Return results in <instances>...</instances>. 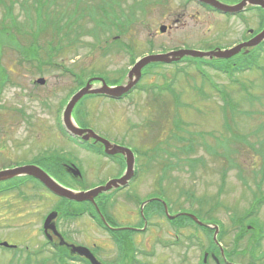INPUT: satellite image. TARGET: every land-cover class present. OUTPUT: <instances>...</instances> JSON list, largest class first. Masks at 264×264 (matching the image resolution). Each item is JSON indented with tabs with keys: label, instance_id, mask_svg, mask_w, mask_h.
Instances as JSON below:
<instances>
[{
	"label": "rangeland",
	"instance_id": "1",
	"mask_svg": "<svg viewBox=\"0 0 264 264\" xmlns=\"http://www.w3.org/2000/svg\"><path fill=\"white\" fill-rule=\"evenodd\" d=\"M4 1L9 3V0ZM54 1L56 3H49L44 10L48 8L52 15L56 14L54 9L71 15L75 24L64 28H81L80 31L86 32L78 37L75 46L64 47L62 54L54 59L57 66L45 67L41 74L26 65L18 66L16 54L6 52L3 55L2 63L10 69L12 83L6 84L0 92V170L31 166L54 155L80 168L85 189L117 177L123 164L118 154L115 167L109 166L107 160L85 153L60 131L61 105L71 91L75 92L76 78L120 80L131 68L133 60L147 55L178 49L206 52L229 48L248 39L247 30L255 32L261 21L256 10L242 12L237 17H225L190 0ZM34 6V0H15L13 15L18 24L23 26L32 20L33 28L37 27ZM44 10L38 11L47 13ZM3 12L0 6V19ZM75 16L83 19L77 22ZM176 20L179 22L175 24ZM161 26L168 29L160 33ZM114 37H118L120 45L130 47L120 50L118 44H113ZM75 38V34L70 35V39ZM183 60L185 62L150 69L139 81L141 88L147 90L136 89L117 100L88 98L76 106L75 111L86 114L82 117L90 129L113 144L130 149L136 158V169H141V175L138 171L127 188L114 194L108 220L113 226L128 225L136 219V213L139 220L140 205L135 198L132 201L125 198L128 194L137 197L138 201L148 197L164 201L173 216L194 213L196 206L190 204L192 201L187 194L212 199L220 192L218 199L226 209L221 208L215 213V219L226 232L221 248L228 252L235 248L243 251L249 234L241 233L229 217L232 214L242 217L251 210L252 202L253 205L254 201L264 197V55L257 68L233 74L230 78L206 65H202L200 74L192 61ZM38 78L45 79L44 85L33 83ZM153 85L168 90L149 91ZM221 93H225L235 107L233 115L227 107L228 123L223 119L225 107ZM154 94H159L158 107L152 103ZM176 120L183 123L179 132L174 127ZM190 135L195 140L193 152L185 149V139L181 140L183 142L175 139ZM155 145L159 147L155 156L158 157L151 161ZM208 150L216 151V154ZM229 150L233 152L230 156L233 165H238L239 169L225 163L222 155ZM187 159H200L201 162L191 170ZM170 163L175 167L167 171L166 179L162 181V164ZM223 171L225 179L222 182ZM239 172L246 186L239 178ZM23 189L29 200L21 199L17 192L0 196V244L15 247H0V264H63L53 258L56 251L47 245L42 232L44 217L59 208V200L42 188L37 190L29 185ZM6 205H12L10 212ZM59 213L55 222L68 239L98 246L97 254L102 263L108 264L115 259V240L94 219L88 215L68 219ZM248 219L259 225L264 235V204ZM249 224L245 222L247 229ZM195 230L193 226L177 230L164 217L161 221L153 218L147 232L137 239L138 246L133 244V238L130 239L132 246L129 249L135 251L138 247L141 250L136 253L139 264H200L203 249L209 243L205 233ZM125 234L129 238L128 233ZM237 237L241 240L236 245ZM261 249L264 251V238ZM248 261L246 255H239L228 262L246 264ZM66 264L82 263L67 260ZM209 264L213 262L210 260Z\"/></svg>",
	"mask_w": 264,
	"mask_h": 264
},
{
	"label": "trees",
	"instance_id": "2",
	"mask_svg": "<svg viewBox=\"0 0 264 264\" xmlns=\"http://www.w3.org/2000/svg\"><path fill=\"white\" fill-rule=\"evenodd\" d=\"M25 1V0H23ZM165 2V0H163ZM223 1V0H220ZM240 0H227L228 4L236 3ZM15 0H9V3H5L4 0H0V6L4 9V12L2 14V17L0 19V92L1 89L8 83H12L10 79V69L2 63V57L6 52H10L13 55L16 54V63L18 66H28V68L34 69L38 73H42L43 68L45 67H53L57 66V64L54 63V59H56L59 55L62 54V51L66 45L75 46L78 43L79 36L82 34L84 35L86 31L76 29L68 28L67 30L64 27L73 26L75 22L72 20L71 15H64L57 10L55 11L56 14L52 15V13H49V9L44 8L49 3H56L54 0H34V11L36 13V19L35 24L37 25L36 28H33V21H28L27 24L21 26L18 24L17 17L13 15V5ZM202 7L211 9L208 6L202 5ZM24 8V7H23ZM44 10L47 11V13H42L38 10ZM258 13H260L261 21L259 23L258 29L254 33H258L263 27H264V11L259 7L252 8ZM250 8V10H252ZM26 11L28 9H25ZM77 22L82 17L77 18L75 16ZM83 19V18H82ZM62 24V25H61ZM27 27V29H25ZM82 32V33H81ZM123 32V31H119ZM125 32V31H124ZM75 34L76 38L75 40L70 39V35ZM95 35V34H94ZM47 37L48 39H46ZM79 37V38H78ZM65 38H67V42L64 43ZM96 42H98L97 37ZM118 44V47L120 50H123L124 48H129L125 45H120L117 40L113 39V44ZM262 51V53H259ZM264 55V41L259 44L257 47L250 50V52L246 55L240 53L236 55L235 57L227 60H198L197 63L194 61L196 59H188L189 61H192L194 63V66L196 67L197 71L201 74V67L202 65H206L210 67L211 69L223 73L229 78L232 77L233 74L243 73L248 70H252L253 67H258V61L260 60V57ZM134 62V60H133ZM133 64V63H132ZM162 65L160 64H152L147 66L143 72H142V79L146 75V73L153 68L160 67ZM147 70V71H145ZM70 73V72H68ZM125 75L120 80H114V79H108L104 78L106 83L108 85H117L122 83ZM76 78V77H75ZM85 81L82 80V78H77V86L76 90L84 86ZM147 90L148 88L142 87L139 83L134 90ZM168 90L167 87L164 88H158L155 87V85L151 86L149 91H163ZM245 89V88H244ZM133 90V91H134ZM170 91V90H169ZM160 92V93H161ZM73 93V91L70 92L69 96ZM159 93V94H160ZM170 93H173L170 91ZM159 94H154L152 96V103L156 105V107L159 106V100L158 97ZM222 95V101L225 108H223V119L228 123L227 119V107L231 111V115L234 113L233 105L231 104L230 99L228 98L225 93H221ZM88 98H97V96H85L82 100L88 99ZM65 102L61 105L63 107ZM85 113L80 114L79 110L74 109L73 112V118L74 120L81 124L85 125L84 119L82 116L85 117ZM183 123L180 120H176L174 122V127L176 131H180V126ZM229 125V124H228ZM61 132H63L62 127L60 124L58 125ZM230 130V129H229ZM232 131V130H231ZM64 133V132H63ZM180 142L182 139H185V142L187 143V146L185 149L188 150V152H193L194 150V144L195 140L190 135L188 138H182V137H176ZM158 142V141H157ZM155 141V143L157 144ZM160 142V141H159ZM155 154L154 157L151 159V161L157 157V152L159 151V147L155 145L154 148ZM212 154H216V151H210ZM224 154H226L224 156ZM233 154L232 150H229L227 153H223V157H225V163L231 168V167H238V165H233V161L231 159V155ZM142 156V153L140 154ZM187 163L189 167H191V170H193L200 162V159H187ZM65 162L58 156H48L45 159L39 160L37 163L42 169H44L53 179H55L59 184L71 188L73 190H81L85 189L82 187V182L76 181L72 179L67 173H65L62 169L61 163ZM227 166V167H228ZM175 167L174 164L170 163L169 165H163L162 164V172H161V180L166 179V173L171 168ZM235 167V168H236ZM222 176V182L225 179V171H223ZM262 173V172H261ZM239 178L243 181V184L245 185V181L243 177L241 176V172H239ZM160 179H158V183H160ZM28 185H31L34 189L39 190V188H42L45 190V188L35 179L31 177H18L11 180H8L6 182L0 183V195L5 194L10 191H15L17 194H20L21 199L29 200V197L27 196V192L23 189L27 187ZM246 186V185H245ZM46 191V190H45ZM219 195L220 192L217 193L216 198H198L194 194H187V198L192 201L190 204L196 206V209H194L193 215H195L204 225L199 226L196 223H194L189 217L187 216H178L170 225H172L175 229L180 230L182 228H186L187 226H193L195 228V231H201L207 235L208 240V247L203 249L204 253H208L207 261L206 263L203 262V256L200 260V264H209V261L211 260L210 254H214L216 257L219 258L220 264H225L222 259L219 256V248L216 246V244L212 240V235L214 232V229L209 228L205 225H218L219 227V234L217 236L218 242L224 243L225 238V231L223 226H221L219 223L220 221L215 219V213L218 212L221 208L226 210L222 204L219 201ZM106 195L100 196L97 201L96 205L105 217V219H109L108 216V205H109V199H104ZM150 197L146 198L149 199ZM60 204L59 208L56 209L58 212H61L62 215H65L68 217V219H75L78 217H81L83 214H89L93 215L94 219L98 222V224H101V221L99 219V216L97 215L95 208L90 203H83L82 205L76 204L74 202L58 198ZM143 201H139L141 204ZM255 203L252 205L251 203V210L248 209L245 212V215L242 217L235 216L232 214V216L229 217L230 222L233 226L240 229L241 233L243 231V234L247 235L249 234V237H247V247L243 251H238L236 248L233 249L231 252H228L224 249V255L227 261L229 259H233V257L237 258L239 255L241 256H247L248 262L246 264H264V251L261 249V240L264 238V235L262 234L263 230L259 225L254 224L253 222H250L251 220L248 219L250 215L254 213L257 209H259L264 204V197L257 199L254 201ZM67 205H75V207H70ZM79 207H85L83 210H79L76 208ZM155 208V209H154ZM161 214V216H164V210L163 206L156 201H152L149 204H147L144 208V216L145 218L153 217L156 215ZM237 215V214H236ZM245 222L250 223V228L247 229L248 225H245ZM176 224V225H175ZM125 233L122 237H115L117 248L120 251H117V255L115 257V260L109 262L108 264H139L138 259H136V253L138 251H131L129 248H131L132 243L131 240L127 237H125ZM242 237V235H241ZM194 238L197 239V237L194 236ZM241 240L240 237H237L234 240V244L237 245V243ZM56 253V254H55ZM53 256V258L57 262H63V264H66L67 260H70L73 258V256L69 255L68 251H56ZM75 258H78L75 256ZM81 261L84 264H89L87 261L81 259ZM106 264V263H105ZM214 264V263H213Z\"/></svg>",
	"mask_w": 264,
	"mask_h": 264
},
{
	"label": "water",
	"instance_id": "3",
	"mask_svg": "<svg viewBox=\"0 0 264 264\" xmlns=\"http://www.w3.org/2000/svg\"><path fill=\"white\" fill-rule=\"evenodd\" d=\"M195 2L199 4H203L206 6H210L211 8L215 9L216 11L222 13V14H229V15H235L238 13H241L245 11L247 7H259L264 11V0H241L237 4L234 5H226L218 0H194ZM159 31L161 33H164L166 31L165 26H161L159 28ZM253 31H250L252 33ZM264 41V28L261 32H259L257 35H255L250 40L243 42L241 44H238L230 49H216L212 51H197V50H187V49H179L175 51H170L167 53L162 54H151L144 56L137 60L134 65L131 67L127 74V81L124 84L109 87L107 86L106 82L103 79H90L86 82L85 86L82 87L80 90H78L68 101L66 104L63 114H62V123L64 126V129L66 133L73 137H79L82 141H88L89 139H93L95 143H100L104 147V153L107 155H117L120 154L125 159V166L126 170L123 174V176L119 179H114L108 181L106 184L95 187L93 189L87 190V191H79L75 192L73 190H70L68 188H65L58 184L54 179H52L45 171L40 169L37 166H21L16 167L12 169L2 170L0 171V182L10 180L16 177H22V176H28L32 177L36 180H38L48 191L53 193L54 195L63 198L65 200L75 202V203H82V202H90L93 205H95L94 199L102 194V193H108L112 190L118 189L120 187H126L129 183V181L134 176V155L132 151L129 149L119 147L116 145L110 144L107 140L101 138L100 136L96 135L93 131L89 129H80L75 126V124L72 122L71 113L75 106V104L85 95H104L112 99H120L124 95L128 94L139 82L142 70L150 65V64H171L175 62H179L181 59L185 57L194 58V59H230L233 56L240 53L242 50H245L243 53L246 54L251 48H254L258 46L260 43ZM92 81H99L101 83V86L98 88H93L91 82ZM45 82L44 79L40 78L35 81L38 85H43ZM69 172L73 175L74 178L81 177V174L78 170L71 167ZM148 200L141 205L140 214L143 216V207L153 201ZM164 208V214L166 215L167 219L172 221L178 216H187L189 217L194 223L197 225H203L194 215L191 214H178L175 216H171L168 213L167 205L163 201H159ZM96 207V206H95ZM98 214L100 215L102 221L103 220L99 210L96 208ZM57 212H51L44 220L43 222V232L44 234L49 237V231L59 238L60 243H64L62 237L57 232L54 221L57 218ZM144 217V216H143ZM106 224V223H105ZM211 228L214 229L213 234V241L216 245H218L220 250V255L223 258V261L226 262L223 254V250L221 246L217 242V235L219 232V229L217 226H212ZM1 246L3 247H10L6 243H2ZM70 248V254H76L80 257H84L90 264H100L95 257L92 255V253L85 247L82 246H74V245H67ZM207 254L204 255V262L206 260ZM215 260L216 264H219L218 259L213 255L212 256ZM226 264H231L227 263Z\"/></svg>",
	"mask_w": 264,
	"mask_h": 264
},
{
	"label": "flooded vegetation",
	"instance_id": "4",
	"mask_svg": "<svg viewBox=\"0 0 264 264\" xmlns=\"http://www.w3.org/2000/svg\"><path fill=\"white\" fill-rule=\"evenodd\" d=\"M205 9H207V8H205ZM208 11H210V12H212V13H216L214 10H212V9H207ZM221 15V14H220ZM232 16H241L240 14H237V15H232ZM232 16H227V17H232ZM226 17V16H225ZM179 22V20H176L175 21V24L176 23H178ZM250 37H248V39H249ZM248 39H245V40H243V41H246V40H248ZM97 87H98V85H100V84H98L97 82H95L94 83ZM107 99V98H106ZM109 100H111V99H109ZM78 104V103H77ZM77 104H76V106H77ZM76 106L74 107V109H76ZM74 119V118H73ZM74 123H75V125L77 126V127H79V128H81V129H89V130H91V131H93L92 129H90V127L89 126H87L86 124L85 125H81V124H79V123H77L75 120H74ZM94 132V131H93ZM95 133V132H94ZM95 134H97V133H95ZM98 136H100L99 134H97ZM100 137H102V136H100ZM103 138V137H102ZM105 139V138H104ZM68 140H70V141H72L73 142V144L76 146V147H78L79 149H81V150H83L85 153H88V154H91V155H98V156H101L103 159H105V160H107V163H108V165L109 166H111V167H115V158H116V155H107V154H105L104 153V147H103V145L102 144H100V143H94V141H93V139H89L88 141H82L81 140V138H78V137H76V138H69ZM105 140H107V141H109L110 142V140H108L107 138L105 139ZM110 143H112V142H110ZM113 144V143H112ZM133 155H134V153H133ZM120 163L121 164H123V170L119 173V175L117 176V177H115V178H113V179H107L106 181H104L103 183H99V184H97L96 186H94V187H97V186H100V185H104L107 181H109V180H114V179H119V178H121L122 176H123V174H124V171H125V159H124V157L123 156H121L120 155ZM135 162H136V158H135V155H134V176H133V178L129 181V184L131 183V182H133L134 180H135V178L137 177V175H138V171L139 170H137L136 169V166H135ZM21 166H25V165H21ZM31 166H38V167H40L38 164H34V165H31ZM61 166H62V169H63V171L65 172V173H67L72 179H74V180H76V181H79V182H81L82 181V171L80 170V168L76 165V164H74L73 162H70V161H65V162H63V163H61ZM16 167H20V166H16ZM71 167H73V168H75L76 170H78L79 172H80V174H81V177H78V178H74L73 177V175L69 172V170L71 169ZM12 168H15V167H12ZM41 168V167H40ZM8 169H10V168H8ZM2 170H5V169H1L0 171H2ZM141 173V169H140V171H139V175H141L140 174ZM141 179V178H140ZM140 182H141V180H140ZM94 187H92V188H94ZM92 188H86V189H81L80 191H87V190H89V189H92ZM46 190V189H45ZM121 190H123L122 188H118V189H116V190H113V191H111V192H108V193H106V196L104 197V199H106L107 197H108V199H109V205H108V210H109V207H111V205H112V203H113V197H114V194L116 193V192H118V191H121ZM47 191V190H46ZM48 192V191H47ZM12 193H14L13 191H10V192H7V193H5V194H1L0 196H2V195H10V194H12ZM49 193V192H48ZM50 194V193H49ZM51 196H53V197H55L54 195H52V194H50ZM103 194H100L99 196H97L96 198H95V202L97 201V199L100 197V196H102ZM55 198H57V197H55ZM125 198H127L128 200H131L132 198L134 199L135 198V201H136V203L137 202H139L138 201V198L137 197H135V196H131L130 194H128V195H125ZM58 199V198H57ZM132 201V200H131ZM156 202H158L157 200H156ZM160 203V202H159ZM161 204V203H160ZM67 206H70V205H67ZM5 207V206H4ZM6 207H7V210H8V212H10V209L12 208V205H6ZM2 207H0V209H1ZM83 215H88L91 219H94V216L93 215H89V214H83ZM82 215V216H83ZM108 215H109V213H108ZM137 216H138V214L136 213V219L135 220H132V221H129L128 222V225H121V224H119V225H116V226H113V225H111L110 224V221L109 220H107V219H105V217H104V221H105V223L106 224H104L101 220V224H99V226L101 227V229H105V231L108 233V235L112 238V240L114 241L115 240V237H117V235H118V237H122L123 236V234L124 233H128V235H129V239H131V238H133L134 239V243L133 244H135L136 246H138V243H137V239L138 238H141L146 232H147V230H148V228H149V224H150V221L154 218V219H156V220H158V221H161V219H162V216H161V214H159V215H156V216H153V217H149V219L148 218H145V216L143 217V216H140L139 215V220H138V218H137ZM100 219V218H99ZM94 221H96V220H94ZM97 223V222H96ZM170 223H172V222H170ZM98 224V223H97ZM172 226V225H171ZM55 227H56V229H57V231L60 233V235H61V237H62V239H63V241H64V243H60V240H59V238L58 237H56L55 235H53L51 232H48L49 233V237H47V236H45V234L43 233V235H44V237H45V239H46V243H47V245L48 246H50V248H51V250H53V251H70V248L67 246V245H78V246H83V247H85V248H87L89 251H91V253L94 255V257L98 260V261H100L99 260V257H98V254H97V251H99V247L98 246H96V245H92V246H88V244H86V245H83L81 242H77V241H74L73 239H68L67 237H66V235H64V233L61 231V229H60V227H59V225H57L56 224V222H55ZM173 227V226H172ZM115 242H116V240H115ZM115 244H117V243H115ZM116 249V248H115ZM116 251H120L118 248L116 249ZM135 251H141L140 249H138V247H137V249L135 250ZM213 255L212 254H210V258H211V260L214 262V264H215V261H214V259H213V257H212ZM216 257V256H215ZM217 258V257H216ZM81 259H83V260H86L84 257H80V258H75V257H73L72 259H70V262H76V263H79V262H81L82 264H84L82 261H81ZM218 260H219V258H217ZM115 260V259H114ZM219 263H220V260H219Z\"/></svg>",
	"mask_w": 264,
	"mask_h": 264
}]
</instances>
